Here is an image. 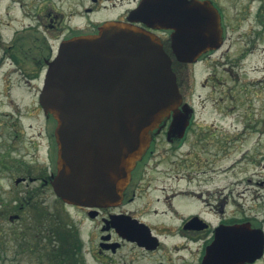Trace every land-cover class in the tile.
<instances>
[{"label": "flooded vegetation", "instance_id": "obj_1", "mask_svg": "<svg viewBox=\"0 0 264 264\" xmlns=\"http://www.w3.org/2000/svg\"><path fill=\"white\" fill-rule=\"evenodd\" d=\"M145 1L13 0L21 12L4 25L10 32L6 41L0 30V80L29 86L42 83L49 62L64 42L96 34L109 21L157 36L177 79L179 67L194 64L178 62L171 55V31L134 17ZM207 1L223 20L217 0ZM117 6L121 10L105 17L106 11ZM262 6L256 13L259 21ZM74 7L79 8V15ZM75 16L84 22L75 23ZM43 117L45 155L51 168L27 166L26 175L30 182L51 188L50 178L56 172L55 122ZM257 120L251 118L242 126L193 125L194 110L185 127L170 126L171 118L164 120L152 132L150 145L115 206L88 209L66 205L56 197L91 224L86 237L81 236L82 226L67 213L64 222L46 225L53 227L52 231H44L42 223L37 225L39 232L26 245L23 240V245L16 244V254L27 258L38 245L44 254L40 259L32 258L31 264H207L211 248L208 264H264V201L263 197L251 199L249 193V188L264 191V121ZM245 143L247 149L242 151ZM235 167L240 172H232ZM32 197L23 199L21 207L29 205Z\"/></svg>", "mask_w": 264, "mask_h": 264}, {"label": "water", "instance_id": "obj_2", "mask_svg": "<svg viewBox=\"0 0 264 264\" xmlns=\"http://www.w3.org/2000/svg\"><path fill=\"white\" fill-rule=\"evenodd\" d=\"M157 1L146 0L134 17L171 31L178 62L195 63L221 48L220 13L210 1ZM39 104L55 122L52 190L65 204L90 209L115 206L152 132L170 117V126L185 127L192 114L159 38L117 21L60 46Z\"/></svg>", "mask_w": 264, "mask_h": 264}, {"label": "rangeland", "instance_id": "obj_3", "mask_svg": "<svg viewBox=\"0 0 264 264\" xmlns=\"http://www.w3.org/2000/svg\"><path fill=\"white\" fill-rule=\"evenodd\" d=\"M217 3L223 12V45L197 64L176 70L179 92L183 102L194 109L193 125L242 126L251 118L264 121V11L260 21L256 14L262 5L264 8V1L217 0ZM78 9L74 7L77 15ZM114 10L117 12L121 7L106 11L105 17L115 14ZM20 12L13 0H0V30L5 41L10 32L4 25ZM74 19L75 23L84 22L78 16ZM41 85L40 82L29 86L16 84L14 80H0V264H31L32 258L40 259L44 254L42 246L37 245L38 250H33L26 258L27 255L16 254V244L23 240L26 245L32 235L39 232L37 225L41 223L47 231L50 226L46 225L53 222L50 218L64 222V216L69 213L70 218L82 226V237L91 230V224L83 220L80 213L57 201L50 187L38 186L36 181L27 179V166L34 170L51 168L45 155L46 124L38 105ZM223 114L226 117H222ZM246 149L245 143L241 150ZM232 172L240 170L235 167ZM242 174H246L245 170ZM249 193L251 199L263 197L264 201V191L249 188ZM28 196H33L29 205L21 207ZM15 216L17 219H12ZM45 216L49 219L42 220ZM16 235H19L18 241L14 240Z\"/></svg>", "mask_w": 264, "mask_h": 264}, {"label": "trees", "instance_id": "obj_4", "mask_svg": "<svg viewBox=\"0 0 264 264\" xmlns=\"http://www.w3.org/2000/svg\"><path fill=\"white\" fill-rule=\"evenodd\" d=\"M46 218H44V219H42V220H48L49 219V217H47V216H45ZM51 219V221H56L55 220V218L54 219H52V218H50ZM52 229H53V227H49V229L47 230V231H52ZM49 238H51V237H53V235H49L48 236ZM19 238V235H16L15 236V239H18ZM77 238V235H74V239H76ZM42 243V242H41ZM45 244V243H44ZM51 245V243H49V246ZM52 253V251H50L47 255H50ZM56 253H59V252H56ZM75 254H77V252L75 251Z\"/></svg>", "mask_w": 264, "mask_h": 264}, {"label": "bare ground", "instance_id": "obj_5", "mask_svg": "<svg viewBox=\"0 0 264 264\" xmlns=\"http://www.w3.org/2000/svg\"><path fill=\"white\" fill-rule=\"evenodd\" d=\"M133 170V169H132ZM132 172V171H131ZM130 176H131V173H130ZM130 180V179H129Z\"/></svg>", "mask_w": 264, "mask_h": 264}]
</instances>
